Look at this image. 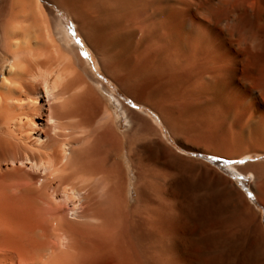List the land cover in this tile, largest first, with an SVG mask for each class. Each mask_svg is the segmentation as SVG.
<instances>
[{"label": "bare ground", "instance_id": "6f19581e", "mask_svg": "<svg viewBox=\"0 0 264 264\" xmlns=\"http://www.w3.org/2000/svg\"><path fill=\"white\" fill-rule=\"evenodd\" d=\"M50 1L95 56L110 43V74L151 116L122 108L118 131L79 86L91 55L63 21L32 39L40 0H0V264H209L205 214L237 264H264L219 197L196 183L190 202L202 168L161 135L188 152L227 146L228 120L264 132V0Z\"/></svg>", "mask_w": 264, "mask_h": 264}, {"label": "rangeland", "instance_id": "374dc122", "mask_svg": "<svg viewBox=\"0 0 264 264\" xmlns=\"http://www.w3.org/2000/svg\"><path fill=\"white\" fill-rule=\"evenodd\" d=\"M40 2L43 5L44 15L41 16L38 22L39 26L37 28L35 26L31 33L32 39H58L55 17H59L63 21L69 34L76 40V44L82 48L81 55L84 57H87L88 54L91 55V65L81 64L76 66L75 70L81 74L79 86L89 89L96 96L97 102L100 103V109H103V111L101 109L102 112L100 114L107 112L114 119H118L121 123V128L118 131L129 130L130 127L124 119L123 109H132L150 117L151 115L146 111V107L133 101V94L130 91L127 93L124 85L117 82L110 74V51H108L110 43L104 42L102 53L95 56L96 54L89 51V48L83 42V39H94L88 36L84 27V21L78 19L75 13L71 12L68 8H64L60 3L50 0H40ZM4 68L5 66L0 70V80L5 75ZM116 116L118 118H115ZM231 123H233L232 120H228L225 123L228 142L224 148H219L215 144L211 145V143H206L205 145L204 142L194 141L191 145L195 151L190 150L185 152L184 150H179V146L173 141L174 138L166 126H161V135L163 138H167V144L179 153L189 158L191 157L194 162L197 161L196 164L202 168L189 182V185H193L191 188L197 184H201L204 193L208 195L210 201L219 197L221 203L227 208L226 213H223L222 217L231 216L235 229H238L236 231L246 235L248 239L253 240L259 246L258 248H263L261 251H264V132L262 130L260 132L258 129L254 133L253 131H255L256 127L250 125L253 128H248L247 125L249 124L238 126L233 123L235 126L233 127ZM228 126L229 129H227ZM231 126L233 128H230ZM125 164L124 162L123 166H126ZM261 168L262 171H260ZM202 180L203 182L200 183ZM195 188L189 191L190 202H192V199L193 202L195 201L192 196V193L196 191ZM211 217L213 216L207 214L204 216V233L210 236L211 239H214L210 250L204 251L203 256H205V260L211 258L209 264H237V258L228 253V249L232 244L230 238L222 231V228L217 225L212 229L207 227Z\"/></svg>", "mask_w": 264, "mask_h": 264}]
</instances>
